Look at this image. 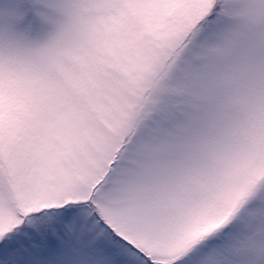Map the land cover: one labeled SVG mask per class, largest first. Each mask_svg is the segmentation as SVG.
I'll list each match as a JSON object with an SVG mask.
<instances>
[{"label": "snow or ice", "instance_id": "snow-or-ice-1", "mask_svg": "<svg viewBox=\"0 0 264 264\" xmlns=\"http://www.w3.org/2000/svg\"><path fill=\"white\" fill-rule=\"evenodd\" d=\"M0 264H264V0H0Z\"/></svg>", "mask_w": 264, "mask_h": 264}]
</instances>
